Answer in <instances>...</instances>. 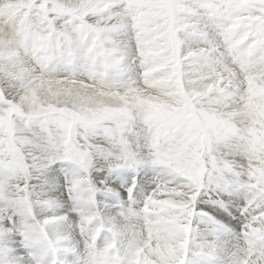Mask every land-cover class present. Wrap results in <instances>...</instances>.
Wrapping results in <instances>:
<instances>
[{
    "label": "snow or ice",
    "instance_id": "snow-or-ice-1",
    "mask_svg": "<svg viewBox=\"0 0 264 264\" xmlns=\"http://www.w3.org/2000/svg\"><path fill=\"white\" fill-rule=\"evenodd\" d=\"M0 264H264V0H0Z\"/></svg>",
    "mask_w": 264,
    "mask_h": 264
}]
</instances>
